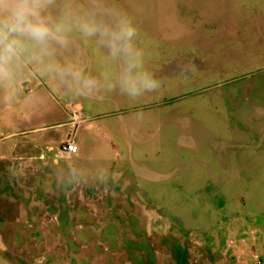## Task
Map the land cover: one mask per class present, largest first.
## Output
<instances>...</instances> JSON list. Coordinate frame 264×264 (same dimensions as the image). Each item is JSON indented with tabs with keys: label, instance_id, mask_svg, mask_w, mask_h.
Returning a JSON list of instances; mask_svg holds the SVG:
<instances>
[{
	"label": "rangeland",
	"instance_id": "374dc122",
	"mask_svg": "<svg viewBox=\"0 0 264 264\" xmlns=\"http://www.w3.org/2000/svg\"><path fill=\"white\" fill-rule=\"evenodd\" d=\"M108 2L134 20L162 86L136 100L77 97L20 60L14 100H0V137L40 129L0 156V264H264V0ZM72 39L58 61L115 77L93 39ZM75 102L82 116L71 124ZM68 139L73 157L59 152L54 164ZM42 150L50 159H29ZM68 166L122 177L107 191L62 189Z\"/></svg>",
	"mask_w": 264,
	"mask_h": 264
},
{
	"label": "clouds",
	"instance_id": "9594fccd",
	"mask_svg": "<svg viewBox=\"0 0 264 264\" xmlns=\"http://www.w3.org/2000/svg\"><path fill=\"white\" fill-rule=\"evenodd\" d=\"M55 3L56 0H0V100L13 102L19 62L24 57L77 97L118 90L136 100L161 88L162 81L145 67V54L137 43L138 28L126 12L111 6L108 0H86L82 6L74 0H64L60 15L53 16L49 10ZM73 33L93 39L98 48L105 50L108 68L117 67L115 77L110 70L93 75L79 60L61 63L56 59L58 50L73 47ZM257 112L264 114V109ZM135 116L142 117V112ZM121 177V172L107 167L86 170L68 166L65 174H58L57 187L95 185L107 191Z\"/></svg>",
	"mask_w": 264,
	"mask_h": 264
},
{
	"label": "crops",
	"instance_id": "0c3cea01",
	"mask_svg": "<svg viewBox=\"0 0 264 264\" xmlns=\"http://www.w3.org/2000/svg\"><path fill=\"white\" fill-rule=\"evenodd\" d=\"M27 92H28L27 94H30L32 92V88L29 87V90ZM73 105L75 106V111L72 113L73 115L72 114L70 115V118H69L70 120L68 119L69 120L68 123H71V124L76 121L75 118L82 116V111L81 110L83 108V104L81 102H75ZM65 123H67V121L66 122H60L58 124H65ZM39 129L40 128L38 126H33L32 128L28 129V133L26 132L27 130H25V131H12V132H9V133L3 135L2 137H0V144L2 143L0 145V156L4 157L5 156L4 153H6V157H9L11 153L12 154L14 153L13 151H15L17 148H19V146L21 148L27 146L28 143H27V141L25 139L26 137H24V135L32 133L33 131L35 132V131H37ZM16 137H20V138L13 140L12 143H9V145H7V149L9 151H5L4 152L3 151V147L6 144L4 142L6 140L14 139ZM52 150H53L52 147L48 148V151H52ZM75 151H76V149L72 153H68V154H70V158L73 157ZM59 152H61L60 149L56 153V156L54 157V160H53L54 164H58L59 163V159H57V155L59 154ZM63 153H65V152H63ZM44 155L46 156L47 153L42 150V152L37 154V155H30L29 159L30 160H38V161H39V159L43 160V159H45ZM46 159H50V157L47 155Z\"/></svg>",
	"mask_w": 264,
	"mask_h": 264
},
{
	"label": "built area",
	"instance_id": "2783aa9c",
	"mask_svg": "<svg viewBox=\"0 0 264 264\" xmlns=\"http://www.w3.org/2000/svg\"><path fill=\"white\" fill-rule=\"evenodd\" d=\"M76 149V143L73 139H68L65 143H63L60 147L61 152L72 153ZM73 150V151H69Z\"/></svg>",
	"mask_w": 264,
	"mask_h": 264
}]
</instances>
